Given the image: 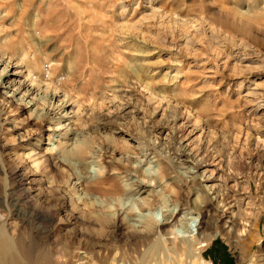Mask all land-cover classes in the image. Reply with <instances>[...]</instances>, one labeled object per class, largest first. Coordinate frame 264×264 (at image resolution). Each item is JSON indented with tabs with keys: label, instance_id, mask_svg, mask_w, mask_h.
<instances>
[{
	"label": "rangeland",
	"instance_id": "obj_1",
	"mask_svg": "<svg viewBox=\"0 0 264 264\" xmlns=\"http://www.w3.org/2000/svg\"><path fill=\"white\" fill-rule=\"evenodd\" d=\"M1 60L4 87L43 83L35 115L11 112L0 88V238L20 255L264 264V0H0ZM58 122L50 142L84 145L86 162L46 154L39 140ZM31 151L35 172L34 159L18 156ZM205 175L221 176L217 197ZM145 178L149 202L141 193L136 210L123 206ZM96 181L120 190L112 209L92 203ZM225 204L239 214L233 230ZM166 209L202 220L203 234L164 241L170 227L157 214ZM149 212L140 222L149 228L133 227Z\"/></svg>",
	"mask_w": 264,
	"mask_h": 264
},
{
	"label": "bare ground",
	"instance_id": "obj_2",
	"mask_svg": "<svg viewBox=\"0 0 264 264\" xmlns=\"http://www.w3.org/2000/svg\"><path fill=\"white\" fill-rule=\"evenodd\" d=\"M224 5H225V3H224ZM141 57H144V56H141ZM4 64H5L4 61L1 60L0 68L3 67ZM3 74H1V72H0V75H1L0 76V88L4 90L3 93H2L3 94V99H2L1 102L4 105H6L11 112L15 111V110L18 111V112L20 110H29L32 113H34V115L37 114L38 110H39V107H38V102H37L36 97H37V95L40 94L41 85L43 83H41V82L37 83L36 80H32L31 79L32 82L30 84H26V85L20 84V86L17 87V88H16V86L14 84L4 87L2 85V81L5 78V75H3ZM14 83H16V82H14ZM146 85H149V83L145 82V86ZM23 91H25V92L23 93ZM7 107H5V109H7ZM37 116L40 117L39 115H37ZM4 119H5V124H7V125L8 124L11 125V124L14 123L13 119H10L9 117H6ZM34 126H38L34 130L35 133H36V131H44V126L43 125L39 126L38 122H35ZM64 127L65 126H63V124H61L59 122L54 127H50L49 126V128L46 130L47 131V136H49V138H47L46 142H44V139H42L43 136H41V139L39 140L40 141L39 143H42V145H45V146L47 145V148L45 149L46 150V154H49V155H50V153H53L54 155L57 154V155L61 156V158L62 157H65V158L66 157H68V158H71V157L72 158H79V159L83 160L84 162H86L85 161L86 158H87L86 155H88V154H87V149L85 148L84 145L80 144V145L75 146V147L74 146H72V147L71 146L63 147L62 145L55 146L56 143L59 144L58 141H54L53 140V143H52V140H51V142H50V139H52V137L55 134H58L61 131H63ZM13 128L17 129L16 125L13 126ZM8 131H10V130H8ZM37 133L39 134V132H37ZM21 135L24 136L23 134H21ZM19 142L20 143H18V146L21 143L24 142V138L22 139V137H21V140ZM65 145H67V144H64V146ZM20 147H21V148H19L20 151H26L25 148L22 145H20ZM39 155H40V153H36V151H31V152H29L27 154L26 153L18 154V156L23 158V159H28V160L29 159H31V160L34 159V161L32 160V162L30 164V168L33 169V171L35 169H37L39 167V165H40L39 161H38ZM91 156H93V155L91 154ZM99 159H101V157ZM96 160L94 159V161H96ZM86 164H88V163H86ZM101 164H103V163H101ZM108 173H109L108 166L102 165L101 169L99 170V174L102 177H104V176H107ZM71 176H73V175L71 174ZM213 176L214 175H212V176H210V175L206 176L205 175V176H203V178H201V181L205 183V188L207 189V193L209 195H216V197H217V195L219 193V186H220L219 182L221 181V179H220L221 176L219 178H216L215 176L214 177ZM77 177H78V175H77ZM157 179H158L159 185H162V180H161L162 176H159ZM78 180H79L78 184L82 185L83 187L86 186L88 184V182H89V178L87 176H79ZM100 183L101 182H99V181L91 182L92 187L90 188V190L94 194L95 193H99L101 195V196H95V198L92 200V203L98 205L99 207H102V209L103 208L112 209L113 205H114V202L115 203H116V201L120 202V198H117L118 195L120 194V190L119 189L108 190V189L102 188L101 186H103V185H101ZM138 183H139L138 186H137V188H138L137 190L138 191L135 189L137 191L135 194H131V192H130V194L128 193L127 195L129 196L128 198L130 199L129 202L122 204L123 206H129L132 210H136V204L135 203H136V200H139L141 193L142 194H147L146 197H143V200H147L149 202V200H148V197H149V194H150L149 193L150 192L149 188H151L153 186V185H151L149 183V181L146 180V178L142 179ZM142 187H143V189H146V190L141 191ZM29 190H30V188H29ZM135 190H134V192H135ZM196 200H198V198ZM233 207H234V205L225 204L222 207V210L220 211L221 219L223 221H225L226 228H230L231 230H233L236 227L235 218H236L237 215H239L238 213H236V214L234 213ZM205 212L209 213L207 207L205 208ZM98 213H104V210H101ZM149 215H151L150 212L147 213V214H139L137 216L138 219H130L129 221L131 223H134V222L139 223V225L137 223H134L133 227H137V228L141 227V228H143L145 230V228L146 229L149 228L148 225L147 224H143L141 226L140 222H145ZM191 215H192L191 213L184 212L182 210H178V211H172V210H169V209L161 210V212H159L157 214V217H159L160 223H162L161 225H163L164 227L165 226H169L170 227V230L166 234L167 236H170V237L167 238V236H165V238H163V240L164 241H168V239H170L171 237H179L181 239H184L186 243H189L192 240H197V238H195V237H199L200 235L203 234V233L200 234V232H199L201 229H203L202 228L203 223H201L202 220H200L198 222V224H197V221H198L197 218H193V217H191ZM197 227H199V228H197ZM141 228H139V229H141ZM193 228L196 229L197 234L195 233ZM137 231L140 232V230H137ZM140 233H143V232L141 231ZM241 235L242 236L243 235L247 236V231L243 230ZM205 246L206 245L203 244V246L201 245L200 248L201 247H205ZM66 248H67V246H66ZM63 250H64V248H63ZM66 252H67V258H66V261H65L66 264H118L116 260H114L112 263H109V262L105 261L104 259L100 258L99 256H95L94 258H92L90 260L86 255H82V254L79 255V257H78V259L76 261H73V260L70 259L71 255L69 254V251L67 249H66ZM197 256H198V261H200V259H201V262H200L201 264H206L205 260L203 258H200L201 257L200 253H198ZM0 264H45V263H41L39 261H35L32 258H30L29 256L23 257L22 255H20L18 253L17 249L15 248L13 242L10 239H1L0 238Z\"/></svg>",
	"mask_w": 264,
	"mask_h": 264
},
{
	"label": "built area",
	"instance_id": "obj_3",
	"mask_svg": "<svg viewBox=\"0 0 264 264\" xmlns=\"http://www.w3.org/2000/svg\"><path fill=\"white\" fill-rule=\"evenodd\" d=\"M206 264H214L212 261L205 260Z\"/></svg>",
	"mask_w": 264,
	"mask_h": 264
}]
</instances>
